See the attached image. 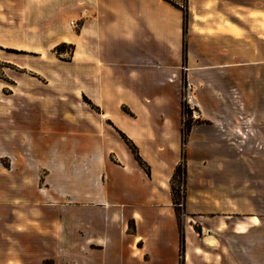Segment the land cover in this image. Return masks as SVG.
Masks as SVG:
<instances>
[{
	"label": "crops",
	"instance_id": "0c3cea01",
	"mask_svg": "<svg viewBox=\"0 0 264 264\" xmlns=\"http://www.w3.org/2000/svg\"><path fill=\"white\" fill-rule=\"evenodd\" d=\"M187 8L185 30L169 0H0V57L17 51L0 78V264H231L221 247L257 211L237 148L264 147V0Z\"/></svg>",
	"mask_w": 264,
	"mask_h": 264
},
{
	"label": "rangeland",
	"instance_id": "374dc122",
	"mask_svg": "<svg viewBox=\"0 0 264 264\" xmlns=\"http://www.w3.org/2000/svg\"><path fill=\"white\" fill-rule=\"evenodd\" d=\"M173 3H178L182 5V9L186 10L187 0H169ZM185 16V12H184ZM189 16V14H188ZM196 31H203L200 23L202 18L196 16ZM228 21V20H227ZM188 23V18H187ZM222 23H218L217 27H220ZM261 23H259L260 25ZM187 25V24H186ZM248 26V24H246ZM250 28V34L256 35V30L261 29L256 24H253ZM249 28V26H248ZM264 29V26H263ZM56 48V47H55ZM74 50L72 44L64 43L61 47V52L58 53L55 49L56 54L66 53L69 57ZM2 56L0 57V78H2L8 89L11 84V65L5 61L6 58H10L11 55H16L17 51L11 48H3ZM21 56V55H20ZM183 127L185 125H193L198 121V115L196 113L195 106L190 102V99L185 92L187 83L185 76H183ZM238 107V104H237ZM259 139L264 136V132H259ZM243 137H247L244 135ZM248 140H244L243 143L238 142L237 156H238V171L242 173L244 187L255 182H259L258 195L254 201L251 202L252 207H256L257 211L255 212H245L242 214L244 219H248L251 226L247 229V232L244 236H238V243L226 239V245L221 247V252L224 253L225 261L231 264H235V260H238V264H264V147L259 145L257 148L254 145L249 143ZM228 154V151H225ZM258 179V180H256ZM248 182V184H247ZM174 187L177 190L176 194L180 199V202L184 201V186L182 182L176 180L174 182ZM250 204V203H249ZM180 218L182 214V207L179 209ZM255 216V217H250ZM244 229V228H242ZM220 250V249H217ZM235 259V260H234Z\"/></svg>",
	"mask_w": 264,
	"mask_h": 264
},
{
	"label": "trees",
	"instance_id": "16d2710c",
	"mask_svg": "<svg viewBox=\"0 0 264 264\" xmlns=\"http://www.w3.org/2000/svg\"><path fill=\"white\" fill-rule=\"evenodd\" d=\"M185 12V30H186V24H187V18H188V9L184 10ZM61 47H62V44L56 46L55 50L60 53L61 52ZM192 125L188 124V125H185L182 129V133H183V144L185 145L186 141H187V136H188V133L191 129ZM176 180L182 182V185L184 186L185 184V181H186V160H185V152H183V159L182 161L180 162V164L177 166L176 168V171H175V174H174V178H173V182H175ZM174 189V199H175V203L177 204H182L180 202V199L178 198L176 192L177 190L175 189V187L173 188ZM184 250V237H182L181 239V254Z\"/></svg>",
	"mask_w": 264,
	"mask_h": 264
},
{
	"label": "bare ground",
	"instance_id": "6f19581e",
	"mask_svg": "<svg viewBox=\"0 0 264 264\" xmlns=\"http://www.w3.org/2000/svg\"><path fill=\"white\" fill-rule=\"evenodd\" d=\"M210 243V242H209ZM212 245V243H210Z\"/></svg>",
	"mask_w": 264,
	"mask_h": 264
}]
</instances>
